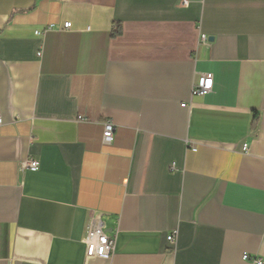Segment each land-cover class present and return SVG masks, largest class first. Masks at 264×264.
<instances>
[{
    "label": "crops",
    "instance_id": "0c3cea01",
    "mask_svg": "<svg viewBox=\"0 0 264 264\" xmlns=\"http://www.w3.org/2000/svg\"><path fill=\"white\" fill-rule=\"evenodd\" d=\"M0 115V264L264 261V0H0Z\"/></svg>",
    "mask_w": 264,
    "mask_h": 264
},
{
    "label": "built area",
    "instance_id": "2783aa9c",
    "mask_svg": "<svg viewBox=\"0 0 264 264\" xmlns=\"http://www.w3.org/2000/svg\"><path fill=\"white\" fill-rule=\"evenodd\" d=\"M72 27L70 22H65L60 26L48 25L35 31L36 36H44L46 33L59 30V31H68ZM202 41H207L205 36L202 37ZM41 56V52L38 54ZM213 88V75L205 74L202 75L199 80L196 82L193 88V95L195 96H204L211 92ZM0 126H2V119L0 115ZM114 127L112 124L106 123L104 127L103 138L104 142L110 144L113 141ZM196 151V148L192 149ZM22 169H29L33 172L38 171L39 161L30 160L22 164ZM167 240L171 243L175 241V235L170 234L167 237ZM83 243L85 245L86 251L85 255L87 259L99 258L103 260L110 261L113 259L116 252V243L117 235L110 236L108 235L100 220L98 214L94 215L91 218V221L86 227L85 234L83 237ZM243 259L245 261H250L251 264H264V261L259 256H251L249 254H244Z\"/></svg>",
    "mask_w": 264,
    "mask_h": 264
},
{
    "label": "trees",
    "instance_id": "16d2710c",
    "mask_svg": "<svg viewBox=\"0 0 264 264\" xmlns=\"http://www.w3.org/2000/svg\"><path fill=\"white\" fill-rule=\"evenodd\" d=\"M122 35V26L120 23H114L112 28V38H118Z\"/></svg>",
    "mask_w": 264,
    "mask_h": 264
}]
</instances>
